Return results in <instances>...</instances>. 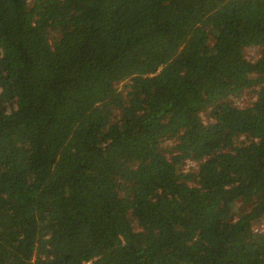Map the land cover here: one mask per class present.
Returning a JSON list of instances; mask_svg holds the SVG:
<instances>
[{
  "label": "trees",
  "instance_id": "obj_1",
  "mask_svg": "<svg viewBox=\"0 0 264 264\" xmlns=\"http://www.w3.org/2000/svg\"><path fill=\"white\" fill-rule=\"evenodd\" d=\"M263 222L264 0H0V264H264Z\"/></svg>",
  "mask_w": 264,
  "mask_h": 264
},
{
  "label": "rangeland",
  "instance_id": "obj_2",
  "mask_svg": "<svg viewBox=\"0 0 264 264\" xmlns=\"http://www.w3.org/2000/svg\"><path fill=\"white\" fill-rule=\"evenodd\" d=\"M251 52H253V48H252V47H251ZM247 98H248V94H247V93H244V94L240 97L239 102H244V101L247 100ZM190 162H191V161L188 160V161H187V165H188V163H190ZM258 227L261 228V229H264V222L261 223L260 226H258Z\"/></svg>",
  "mask_w": 264,
  "mask_h": 264
}]
</instances>
